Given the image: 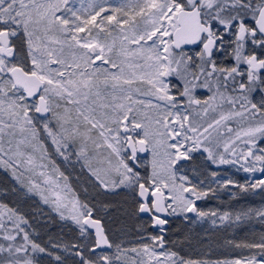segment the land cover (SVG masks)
<instances>
[{"label": "snow or ice", "instance_id": "6c2138e0", "mask_svg": "<svg viewBox=\"0 0 264 264\" xmlns=\"http://www.w3.org/2000/svg\"><path fill=\"white\" fill-rule=\"evenodd\" d=\"M0 264H264V0H0Z\"/></svg>", "mask_w": 264, "mask_h": 264}, {"label": "rangeland", "instance_id": "374dc122", "mask_svg": "<svg viewBox=\"0 0 264 264\" xmlns=\"http://www.w3.org/2000/svg\"><path fill=\"white\" fill-rule=\"evenodd\" d=\"M259 202V197H254V198H251V200H249V201H247V202ZM176 225L175 224H173V227H175ZM213 258H215V257H213Z\"/></svg>", "mask_w": 264, "mask_h": 264}]
</instances>
